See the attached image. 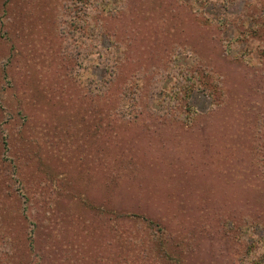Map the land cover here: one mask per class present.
I'll list each match as a JSON object with an SVG mask.
<instances>
[{
  "label": "rangeland",
  "instance_id": "obj_1",
  "mask_svg": "<svg viewBox=\"0 0 264 264\" xmlns=\"http://www.w3.org/2000/svg\"><path fill=\"white\" fill-rule=\"evenodd\" d=\"M255 254L264 0H0V264Z\"/></svg>",
  "mask_w": 264,
  "mask_h": 264
},
{
  "label": "trees",
  "instance_id": "obj_2",
  "mask_svg": "<svg viewBox=\"0 0 264 264\" xmlns=\"http://www.w3.org/2000/svg\"><path fill=\"white\" fill-rule=\"evenodd\" d=\"M56 200H58V197H57ZM250 263L251 264H260L259 255L258 254H255L253 256V258L250 259Z\"/></svg>",
  "mask_w": 264,
  "mask_h": 264
}]
</instances>
